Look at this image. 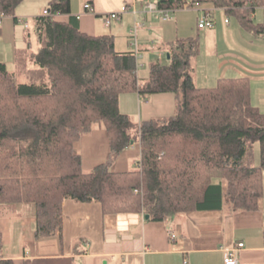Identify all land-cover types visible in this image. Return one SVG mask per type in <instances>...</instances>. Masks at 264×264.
I'll return each mask as SVG.
<instances>
[{"label": "trees", "instance_id": "1", "mask_svg": "<svg viewBox=\"0 0 264 264\" xmlns=\"http://www.w3.org/2000/svg\"><path fill=\"white\" fill-rule=\"evenodd\" d=\"M21 1L0 0V13L14 16ZM69 1L49 0V13L33 17L39 46L27 56L39 68L38 80L17 82L0 62V204L32 202L36 238L60 230L66 198L99 202L104 214L141 212L155 221L190 210L256 209L263 191L264 112L250 100L248 78L196 85L197 35L165 42L167 61L150 62L139 77L133 51L116 50L113 34H88L74 15H52L69 14ZM210 1L244 30L264 36V0ZM258 7L261 20L254 17ZM125 92L144 100L172 92L174 111L134 122L118 106ZM94 126L106 132L108 154L84 170L75 142ZM136 140L140 164L113 170ZM254 142L258 164L250 162ZM0 264H16L3 256L1 234Z\"/></svg>", "mask_w": 264, "mask_h": 264}, {"label": "crops", "instance_id": "2", "mask_svg": "<svg viewBox=\"0 0 264 264\" xmlns=\"http://www.w3.org/2000/svg\"><path fill=\"white\" fill-rule=\"evenodd\" d=\"M48 1L22 0L14 16L6 18L15 25L13 17L41 15L42 10L48 7ZM85 3L91 5V11H86ZM142 3L143 0H70L69 14L55 13L54 17L67 19L69 15H78L76 18L82 31L113 34L114 47L118 51L133 50L129 30L134 20L140 21L137 45L141 59L142 52L158 50V56L162 55L165 42L181 37L179 18H171L179 10H173L169 19H161V22L171 24L172 35L166 37L165 33H161L160 40L156 41L145 29L149 26L145 24L148 19H155V16L145 12ZM123 4L129 9L122 12L119 18L104 24L100 16L118 10ZM205 5L201 0L200 8L207 9ZM132 7L138 10L136 14L130 11ZM195 11L196 29L207 30L206 35L213 48L212 55L205 58L201 66L196 62L199 53L192 61L195 84L208 86L209 79L213 77L216 82L222 76H246L250 85V100L264 112V36L251 33L253 37H250L243 33L239 22L231 25L229 20L223 21L225 18L222 20L224 24H215L213 8V27L198 28L196 21L200 11ZM231 47L247 49L249 53L242 56L233 50L224 51ZM18 60L16 55L15 66L20 62ZM136 73L139 77L146 76L139 75L138 71ZM118 106L120 110L123 107L125 113L136 115L138 122L172 115L175 100L172 92L153 93L145 100L136 92H125L120 94ZM107 146L106 132L100 126H94L88 134L81 136L75 142V148L81 155L82 168L89 170L106 160ZM139 157L140 144L136 140L119 154L112 169L119 172L130 169ZM261 195L258 207L253 210H235L224 206L216 210L175 213L159 221L149 220L141 212L104 214L99 202L66 198L62 202L60 230L37 238L34 236L36 220L32 202L0 204L2 254L16 264H224L223 250L242 242V247L236 252L238 264H264V186ZM170 232L175 233V239L169 237Z\"/></svg>", "mask_w": 264, "mask_h": 264}, {"label": "rangeland", "instance_id": "3", "mask_svg": "<svg viewBox=\"0 0 264 264\" xmlns=\"http://www.w3.org/2000/svg\"><path fill=\"white\" fill-rule=\"evenodd\" d=\"M26 1H33V0H26ZM27 3V2H26ZM203 3H205L207 9L212 10L213 8V15H214V21L215 24H224L222 21L225 17L229 20V24L236 25L238 24L237 19L230 14H226L224 10L221 8H214L212 5V2L210 0H203ZM47 6V5H46ZM178 12H174L175 14L172 15V19H174L175 16L179 18V26H180V35L181 37L185 36H195L197 35L199 37V51L198 56L196 59V62L201 66V64L204 63V59L210 57L213 52V48L210 43V38L208 35H206V29L203 30H197L195 26V19H196V11L195 9H178ZM17 11V9H16ZM177 11V10H176ZM171 16V15H170ZM23 17V16H21ZM254 17L255 20H261L262 18V9L260 7L256 8L254 11ZM28 22V26L24 27L23 24L20 22H16L15 25L12 24V21L9 18L3 17L1 19L0 24V62H4L6 64L7 69L9 70H15V80L17 82H32L38 80L41 76L40 73H38L39 68L37 65H34V63L30 62L27 53L30 51H35L37 47L39 46V42L37 39V34L35 32V22L32 17H23ZM169 19V18H168ZM162 20L160 18H149L148 22L145 23L148 27L147 29L149 36H152L154 40H160V34L165 33L164 36H170L173 33V29L171 27V24L167 22H161ZM243 33H246V35H250V37H253V35L243 30ZM165 37V38H166ZM261 37V36H260ZM174 38V37H172ZM264 38V37H262ZM166 40V39H164ZM29 41V46L27 45V42ZM233 48V47H231ZM225 49L224 51L233 50L234 52L241 53L243 56H247V53L249 51L246 49ZM222 52V50H220ZM158 50H153L147 53L142 52V59L140 60V63H143L138 66L137 71L139 75H143L148 73V64L154 60H157L158 58ZM18 55V59L20 62L18 65L15 66V57ZM197 55V54H196ZM214 56V55H213ZM195 58V57H194ZM193 58V60H194ZM215 58V57H214ZM214 58L212 59L214 62ZM192 60V61H193ZM162 63H165L167 61L165 52L162 51L161 58L159 60ZM211 62V61H210ZM216 63V62H215ZM204 66V65H203ZM214 78V77H213ZM210 78L207 83L208 86H211L215 83L214 79ZM128 97V96H127ZM137 106L135 105V110ZM122 112H124L123 107H121ZM137 111V110H136ZM129 115V114H128ZM130 118L137 122L136 115H129ZM250 155V162L252 164H258L259 162V156H258V143L254 142L252 145ZM132 165V163H131ZM133 167V165H132ZM263 186H264V169H263Z\"/></svg>", "mask_w": 264, "mask_h": 264}, {"label": "built area", "instance_id": "4", "mask_svg": "<svg viewBox=\"0 0 264 264\" xmlns=\"http://www.w3.org/2000/svg\"><path fill=\"white\" fill-rule=\"evenodd\" d=\"M200 3L201 0H177V5L173 6V7H162L159 5L158 0H143L142 3V8L145 12H149L152 13L156 18H160V19H168L170 18V13L173 10L176 9H198L200 11V14L198 15L197 18V27L198 28H211L214 25V21L212 19V13H211V9H203L200 8ZM84 8L86 9V11H91L92 7L89 3H85ZM129 9V6L126 4H123L120 6V8L118 10H114L111 12H107L102 14L100 17L103 21L104 24H109L110 21L112 19H117L120 17V14L126 10ZM132 11L133 14H136L138 10H136L135 7H132V9L130 10ZM48 10L47 8L42 10V14L46 15L48 14ZM55 13L54 12L52 15L54 16ZM5 17V15L3 13H0V22L1 19ZM76 17H78V15H76ZM225 22L228 21V19L225 17V19L223 20ZM16 22H21L23 24L24 27L28 26V22L27 20H25L23 17H17L16 18ZM141 26V22L134 20L132 27L129 30V38H130V45L133 48V53H134V57L136 60V71L138 66L141 64V66L143 65L142 63H140L141 60V52L140 49L138 48L137 45V29L138 27ZM161 55L158 56V60H160ZM140 63V64H139ZM140 163L137 160L135 162V165L138 166ZM143 214V213H142ZM169 237L172 239H175V233L174 232H170L169 233ZM243 243L242 242H238L235 246L231 247V249H224L223 250V262L224 264H238V258L236 256V252L238 251V249L240 247H242Z\"/></svg>", "mask_w": 264, "mask_h": 264}, {"label": "water", "instance_id": "5", "mask_svg": "<svg viewBox=\"0 0 264 264\" xmlns=\"http://www.w3.org/2000/svg\"><path fill=\"white\" fill-rule=\"evenodd\" d=\"M167 55V54H166ZM145 216V218H148V215L146 214V215H144Z\"/></svg>", "mask_w": 264, "mask_h": 264}]
</instances>
